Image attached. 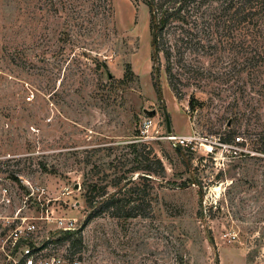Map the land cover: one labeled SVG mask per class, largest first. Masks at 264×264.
Returning a JSON list of instances; mask_svg holds the SVG:
<instances>
[{"label": "rangeland", "instance_id": "1", "mask_svg": "<svg viewBox=\"0 0 264 264\" xmlns=\"http://www.w3.org/2000/svg\"><path fill=\"white\" fill-rule=\"evenodd\" d=\"M151 41L143 0H0V264L21 206L43 237L76 218L81 264H264L263 33L185 49L179 95ZM237 134L251 154L208 151ZM113 194L142 215L112 216Z\"/></svg>", "mask_w": 264, "mask_h": 264}, {"label": "trees", "instance_id": "2", "mask_svg": "<svg viewBox=\"0 0 264 264\" xmlns=\"http://www.w3.org/2000/svg\"><path fill=\"white\" fill-rule=\"evenodd\" d=\"M143 2L149 12V28L152 35V75L158 92L160 90L158 77L162 69V55L167 62L166 73L169 83L174 92L179 95L180 90L177 82L180 81V74L175 71L174 65L184 67L190 65L183 56L185 49L208 51L223 49L227 45L235 49L239 45L251 53L252 36L261 33L264 35V0H143ZM179 30L184 31L187 36H183L173 44L170 41V34ZM241 30H245L247 36L245 35L244 40L238 44L236 39L240 37L236 31ZM214 39L217 43L214 42ZM175 49L178 50L176 59L173 55ZM262 57L264 60V54ZM245 61L249 64L251 59L246 57ZM224 140L232 139L225 138ZM97 187L95 185L94 189ZM115 195L113 194L112 201L106 205L108 209H113L112 216L136 217L142 215L137 206L131 205L132 200L126 199L125 196L115 198ZM102 210L96 211L92 217L100 216ZM90 218L91 216L88 220ZM79 232L81 231L67 232L64 236L65 239L60 238L59 241L69 240ZM70 244L74 245V242L73 244L70 242Z\"/></svg>", "mask_w": 264, "mask_h": 264}, {"label": "built area", "instance_id": "3", "mask_svg": "<svg viewBox=\"0 0 264 264\" xmlns=\"http://www.w3.org/2000/svg\"><path fill=\"white\" fill-rule=\"evenodd\" d=\"M172 140H178L183 143L185 140H179L177 136H170ZM220 146L221 149L234 154L225 155L222 153L224 159L230 155H247L251 154L247 148L246 139L237 134L232 140H221L216 144L211 145L208 150L213 151L214 147ZM262 154V153H261ZM264 155V154H263ZM31 186L28 189V195L35 194V188ZM39 189V188H37ZM33 190V191H32ZM2 202L5 205L12 203L13 199L10 195L8 187L1 189ZM23 207H19L14 216V225L10 231L7 241L10 243V248L19 251V258H15L12 253H8L12 264H81L79 258L71 256L69 252L72 250L71 244L61 246L64 242L59 241L60 238H53L50 236L43 237L41 229L37 226L36 217L33 215H23ZM11 225V226H12ZM58 230L69 233L79 230L78 220L72 217H60L57 219Z\"/></svg>", "mask_w": 264, "mask_h": 264}, {"label": "water", "instance_id": "4", "mask_svg": "<svg viewBox=\"0 0 264 264\" xmlns=\"http://www.w3.org/2000/svg\"><path fill=\"white\" fill-rule=\"evenodd\" d=\"M144 113L147 114L148 116H155L157 114V109H147V108H144ZM166 119H167V123H168V130L169 132H171V128H170V118H169V115L168 113L166 112ZM229 125H231V121H229L228 123Z\"/></svg>", "mask_w": 264, "mask_h": 264}]
</instances>
